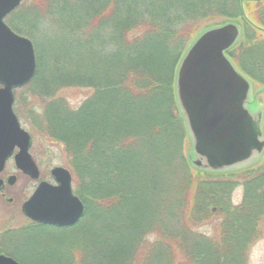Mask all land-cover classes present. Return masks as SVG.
Returning a JSON list of instances; mask_svg holds the SVG:
<instances>
[{
  "label": "trees",
  "instance_id": "trees-1",
  "mask_svg": "<svg viewBox=\"0 0 264 264\" xmlns=\"http://www.w3.org/2000/svg\"><path fill=\"white\" fill-rule=\"evenodd\" d=\"M243 5L249 19L241 0H24L9 16L34 40L28 86L44 104L34 123L62 144L85 204L71 227L84 238L60 264H247L264 215V159L235 172L191 168L174 96L199 11L241 18L243 39L228 54L264 87V0ZM68 87L90 93L73 108L59 96ZM237 186L243 199L232 205ZM213 220L214 235L198 230Z\"/></svg>",
  "mask_w": 264,
  "mask_h": 264
},
{
  "label": "water",
  "instance_id": "water-1",
  "mask_svg": "<svg viewBox=\"0 0 264 264\" xmlns=\"http://www.w3.org/2000/svg\"><path fill=\"white\" fill-rule=\"evenodd\" d=\"M22 1L0 0V172L17 148L16 167L37 179L39 169L29 152L31 136L13 110V90L36 75L35 48L31 39L5 21ZM242 36L236 21L206 26L189 43L175 69V102L190 142L187 160L198 171H241L258 164L264 155V106L257 98L264 89L255 92L254 82L227 54ZM51 174L56 184L41 181L22 204V212L42 224H75L84 204L73 194L71 173L55 166ZM15 179L10 176L8 183ZM3 187L0 178V192ZM0 264L20 263L0 254Z\"/></svg>",
  "mask_w": 264,
  "mask_h": 264
},
{
  "label": "rangeland",
  "instance_id": "rangeland-1",
  "mask_svg": "<svg viewBox=\"0 0 264 264\" xmlns=\"http://www.w3.org/2000/svg\"><path fill=\"white\" fill-rule=\"evenodd\" d=\"M242 9L248 16V11L244 5ZM215 13V10L213 13H205V11H199L198 14L195 13V16H199L195 18V21L193 20L194 23H190L188 26L191 30H194V32L186 46L194 38L195 34L205 26L221 23L222 21H225V19L235 18L241 21V18L238 15L229 18L224 16H213L212 14ZM6 21L13 29L14 26L10 22L9 16L6 18ZM241 26L243 28L244 36L243 23ZM16 32L30 38L34 43V40L30 35L18 32V30ZM261 34H263V32H261ZM230 58L236 64L234 57L230 56ZM258 88H260V85L255 83V89ZM89 93L90 90L88 89L68 87L61 90L59 96L65 98L71 107L76 108ZM258 98L261 102H264V92H259ZM43 108L44 104L42 99H40L39 95L32 94L28 85L14 89L13 110L22 127L28 131L31 136L32 142L30 154L39 167L41 174L40 179H47L52 182L50 170L55 166H62L70 170L72 174V186L76 191V178L71 168H69V159L62 144L51 138L37 126V123H34V120L42 117ZM189 148L190 142L187 137L184 145L185 155ZM11 175L16 176V180L14 183L5 184L6 196L3 197L0 195V253L9 254L13 257L17 256L21 260H18L21 264H60V258H63L64 256L67 258L68 262L67 252H69V248L74 242L84 238L82 227L79 231L73 229L74 227L70 228L68 231H55L51 230L48 225H43L44 227L32 226V222L22 213L20 205L24 200L29 198L39 180H34L18 170L15 166L13 157L7 160L3 172L0 173V177ZM12 196L15 197V200L11 203L9 198ZM242 199L243 187L237 186L231 192L229 202L232 205H238L241 203ZM80 221H82V219ZM215 221L213 220L209 224L200 226L198 230L209 236L214 235L218 230V224H216ZM30 228H35V231L31 232ZM257 229L258 237L248 249L247 264H264V215L260 218ZM155 236L156 235L151 234L149 239L153 240ZM82 247L83 249H79V252H83L84 254L87 247L85 243L83 246V242ZM76 256L78 257L79 254Z\"/></svg>",
  "mask_w": 264,
  "mask_h": 264
},
{
  "label": "flooded vegetation",
  "instance_id": "flooded-vegetation-1",
  "mask_svg": "<svg viewBox=\"0 0 264 264\" xmlns=\"http://www.w3.org/2000/svg\"><path fill=\"white\" fill-rule=\"evenodd\" d=\"M9 178V176H6V177H2V179L6 182V180ZM52 181H53V179H52ZM34 191V190H33ZM0 195L1 196H6V192H5V187L3 188V190L0 192ZM14 200H15V197H10L9 198V201L12 203V202H14ZM25 201V200H24ZM23 201V202H24ZM22 202V203H23ZM21 207H22V204L20 205ZM31 221V220H30ZM33 223V222H32ZM36 225H40V224H38V223H36ZM44 225V224H43ZM48 227L51 229V230H55V231H68L70 228H71V226H58V225H48ZM24 229H26V228H24ZM35 228H30V230H34Z\"/></svg>",
  "mask_w": 264,
  "mask_h": 264
}]
</instances>
